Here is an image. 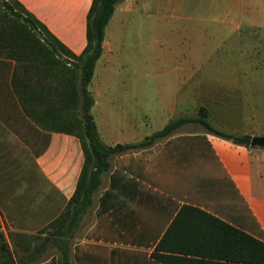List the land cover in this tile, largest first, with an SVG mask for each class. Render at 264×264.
Instances as JSON below:
<instances>
[{"label":"crops","instance_id":"1","mask_svg":"<svg viewBox=\"0 0 264 264\" xmlns=\"http://www.w3.org/2000/svg\"><path fill=\"white\" fill-rule=\"evenodd\" d=\"M18 1L72 53L79 56L84 51L92 0ZM256 1L123 0L106 28L103 54L89 86L95 101V121L94 109L101 98L105 96L106 103L116 96L112 83L104 77L116 30L139 16L141 10L156 9L155 14L163 10L165 19L203 16L227 24L229 15L238 18L245 9L257 10ZM233 23L240 29V22ZM109 28L113 33H108ZM4 71L0 104H19ZM175 103L184 105L182 99ZM19 112L20 122L29 123L21 108ZM98 130L110 146L142 141L132 139L134 134L124 141L108 142L107 132ZM179 130L151 148L112 157L111 168L102 176L92 206L71 241L70 264H236L235 246L219 221L264 242V148L250 149L206 132ZM47 134L48 146L34 155V163L42 178L67 203L76 191L84 152L72 135ZM10 231L34 235L40 229L9 225L5 234ZM35 264H62V260L55 246L49 245Z\"/></svg>","mask_w":264,"mask_h":264},{"label":"rangeland","instance_id":"2","mask_svg":"<svg viewBox=\"0 0 264 264\" xmlns=\"http://www.w3.org/2000/svg\"><path fill=\"white\" fill-rule=\"evenodd\" d=\"M254 3L257 10L245 9L238 18L236 14L229 15L227 24L203 16L183 19L174 15L165 19L163 10L155 14L156 9H146L116 30L104 76L112 83L116 96L106 103L103 96L94 109L98 129L109 135L105 141H124L134 134L136 138L132 139L143 140L181 113L197 116L201 107L207 108L210 122L218 128L245 132L253 138L264 136V0ZM235 20L240 22L238 30ZM113 31L108 29V33ZM56 60L67 62L61 57ZM66 66L71 68L69 63ZM0 67L2 82L5 71ZM180 99L184 105L175 103ZM3 103L2 230L9 225L42 230L59 217L67 204L42 178L34 163V155L48 146L50 135L24 120L20 122L18 104ZM179 131L200 134L205 129L188 124Z\"/></svg>","mask_w":264,"mask_h":264},{"label":"trees","instance_id":"3","mask_svg":"<svg viewBox=\"0 0 264 264\" xmlns=\"http://www.w3.org/2000/svg\"><path fill=\"white\" fill-rule=\"evenodd\" d=\"M122 1L92 0L87 14V46L77 56L21 2L0 0V66L9 75L23 115L35 129L78 138L85 158L74 195L47 228L34 235L11 231L6 235L0 218V264H35L49 245L55 246L62 264H70L71 241L116 155L151 148L188 124H199L210 135L254 149L251 135L231 133L214 126L205 107L199 109L197 116L171 120L162 130L142 141L114 146L104 143L92 114L95 101L89 86L103 54L106 28ZM56 57L67 62L62 64ZM4 78L3 74L2 80ZM219 223L235 246L236 264H264V242L224 222Z\"/></svg>","mask_w":264,"mask_h":264},{"label":"water","instance_id":"4","mask_svg":"<svg viewBox=\"0 0 264 264\" xmlns=\"http://www.w3.org/2000/svg\"><path fill=\"white\" fill-rule=\"evenodd\" d=\"M251 146L257 149L264 148V136L254 137L251 141Z\"/></svg>","mask_w":264,"mask_h":264}]
</instances>
